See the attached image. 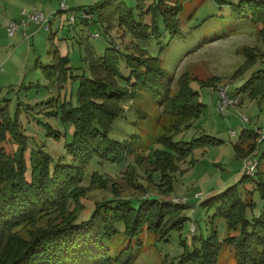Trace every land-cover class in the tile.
Segmentation results:
<instances>
[{"label": "rangeland", "instance_id": "374dc122", "mask_svg": "<svg viewBox=\"0 0 264 264\" xmlns=\"http://www.w3.org/2000/svg\"><path fill=\"white\" fill-rule=\"evenodd\" d=\"M32 1L49 16L50 30L31 22L10 36L8 24L7 30L0 27V105L8 103L10 115L18 119L28 136L27 157L42 148L50 154L52 167L71 162L66 144L72 141L73 125L63 119L64 110L78 106L81 80L93 75L92 58L103 55L110 46L119 50L121 56V85H127L125 78L130 74L123 58L125 53L155 56L154 64L161 66L170 78L165 93L174 98L186 78L198 92L197 102L202 104L201 112L184 127L188 121L186 114L175 101L159 102L144 86L123 88L127 91L126 98L117 102L119 116L111 126L110 137L133 142V149L119 163L95 157L83 167L74 191L79 201L78 220L88 218L98 204L114 198L162 199L172 202L178 212L166 217L168 220L160 229L145 224L140 230V244L129 238L123 232V224H119L117 229L121 232L111 240L109 248L114 255L108 264H175L185 246H200L201 238L210 233L217 234L222 243L216 264H237L235 247L230 241L239 234L241 224L229 225L226 217L216 214L215 204L207 201L231 188L242 203H252L245 211L248 218L260 215L263 210L261 23L237 18L233 5L242 0H165L181 8L178 31L166 29L159 18L160 35L141 38L133 36L126 26H120L117 12L97 7L105 0H53L52 4ZM63 1L74 10L76 22L70 21V12H58ZM124 1L136 15L144 9L139 15L143 23L155 24L157 17L147 8L160 0ZM18 7L31 9V6ZM84 10L90 18H81ZM96 33L97 38L93 36ZM62 56L69 57L68 73L63 80L59 78L60 71L54 72L53 67ZM100 75L109 81L116 77L108 71ZM221 85L240 98L224 110L217 105V87ZM49 126L60 133L59 138L48 134ZM202 136H209L205 144L194 146L185 155L171 152L172 164L156 170L154 158L159 164L167 161L163 142L171 138L191 141ZM1 146L9 156H15L19 144L7 131ZM255 163L251 174L249 169ZM51 214L54 212L18 226L14 232L29 238L47 218L55 216ZM180 217L185 219L181 229L175 225L167 234L166 228ZM131 243L133 254L124 263L120 254Z\"/></svg>", "mask_w": 264, "mask_h": 264}, {"label": "trees", "instance_id": "16d2710c", "mask_svg": "<svg viewBox=\"0 0 264 264\" xmlns=\"http://www.w3.org/2000/svg\"><path fill=\"white\" fill-rule=\"evenodd\" d=\"M97 7L117 12L120 26H126L135 37L160 35L159 18L163 19L166 29L173 33L178 31L177 16L181 8L176 4L169 5L165 0L151 3L147 8L157 17L152 26L140 20L139 15L144 9L136 15L124 0H105ZM233 9L239 19L260 22V37L264 40V0H242L233 5ZM123 56L130 69L129 76L125 78L127 85L134 89L141 86L149 88L159 102L175 101L186 114L188 121L184 127L201 112L198 92L193 90L188 79H182L178 94L171 98L164 90L170 78L161 66L154 64L155 56L143 57L132 53ZM120 60L119 50L112 46L103 55L93 57V75L81 80L78 106L64 110L63 119L73 125L72 141L66 144L70 163L52 167L50 154L42 148L32 151L27 157L28 136L23 133L18 119L10 115L8 103L0 105V264H108L114 255L109 248L111 240L121 232L117 229L119 224H123V232L129 238L140 244V230L145 224L160 229L165 226L166 217L178 212L172 202L162 199L133 201L114 198L98 204L88 218L78 220L79 201L74 191L83 167L95 157L119 163L125 160L127 151L133 149V142H121L110 137L111 126L119 116L117 102L126 98L127 92L123 89L127 85L120 83ZM68 63L69 57L62 56L53 65L56 67L54 72L60 71L62 80L68 73ZM106 70L114 72L116 77L113 81L100 75ZM7 131L19 144L15 156H9L1 146ZM48 134L60 137V133L51 126ZM208 140L209 136H202L191 141L171 138L163 142L168 157L160 164L154 158L156 170L172 164L174 157L171 152L185 155L194 146ZM252 149H255V144ZM262 195L264 197V188ZM207 203H214L216 214L226 217L229 225L241 224L239 234L230 241L235 247L237 264H264V205L260 215L248 218L245 211L252 203H242L231 188L210 198ZM51 212L55 216L47 218V222L38 226L29 238L14 232L18 226L41 219ZM184 217L174 219L166 228L167 234L175 225L181 229ZM200 242V246L193 248L185 246L175 264H216L222 245L217 234L210 233ZM132 245L120 254L124 259L118 260L128 262L133 254Z\"/></svg>", "mask_w": 264, "mask_h": 264}, {"label": "built area", "instance_id": "2783aa9c", "mask_svg": "<svg viewBox=\"0 0 264 264\" xmlns=\"http://www.w3.org/2000/svg\"><path fill=\"white\" fill-rule=\"evenodd\" d=\"M60 10L64 12H70L71 13L70 21L76 22L77 20L76 14L74 10H72V8L66 3V1L61 2ZM21 13L23 15H27L28 18L27 19L23 18L19 20H11L8 23V31H9L10 36H15L21 28L26 27L31 22L41 25V26H45L47 30L51 29V26L49 23L50 21L49 16H47L45 12L39 10L38 8H34L30 13L27 12L26 9H22ZM81 18L88 19L90 18V16L87 14V11L84 10ZM25 36L29 37L27 32H25ZM93 36L97 38L99 34L96 33V34H93ZM217 88H218L217 89V93H218L217 105L220 110H224L226 107L232 106L239 102L240 100L239 96L232 95L227 86L221 85ZM263 138H264V135H263ZM256 165L257 163H255L252 166V168L249 169L251 174L254 172Z\"/></svg>", "mask_w": 264, "mask_h": 264}, {"label": "crops", "instance_id": "0c3cea01", "mask_svg": "<svg viewBox=\"0 0 264 264\" xmlns=\"http://www.w3.org/2000/svg\"><path fill=\"white\" fill-rule=\"evenodd\" d=\"M46 1V4H52L53 0H44ZM36 1L32 0H0V27L4 30H7L6 26L11 20H19L27 15H23L21 13L22 9L18 6H31V9L38 8V6L35 3ZM37 2H42L41 0H37ZM28 9V10H31ZM27 10V12H29ZM31 10V11H32ZM4 11V12H3ZM58 12H64L61 11L60 8H58Z\"/></svg>", "mask_w": 264, "mask_h": 264}]
</instances>
